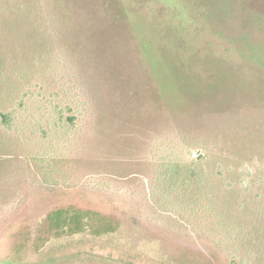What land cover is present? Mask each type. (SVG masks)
I'll return each mask as SVG.
<instances>
[{
  "label": "rangeland",
  "instance_id": "374dc122",
  "mask_svg": "<svg viewBox=\"0 0 264 264\" xmlns=\"http://www.w3.org/2000/svg\"><path fill=\"white\" fill-rule=\"evenodd\" d=\"M28 2L43 15L0 32V109L42 138L0 148V264H264L251 224L201 225L155 181L170 158L200 170L203 152L250 167L248 199L259 191L264 0ZM72 99L78 129L44 134ZM33 149L61 157L54 173L26 161ZM230 236L253 243L237 252Z\"/></svg>",
  "mask_w": 264,
  "mask_h": 264
},
{
  "label": "trees",
  "instance_id": "16d2710c",
  "mask_svg": "<svg viewBox=\"0 0 264 264\" xmlns=\"http://www.w3.org/2000/svg\"><path fill=\"white\" fill-rule=\"evenodd\" d=\"M30 3L32 2H28V0H0V21L3 24L0 32L12 31L13 22L15 21L19 24H25L33 15H43L42 11L33 5L34 3ZM37 26L40 30L42 29L41 24L38 23ZM3 57L4 52L0 51V60ZM5 62L2 63L5 64ZM57 62L59 63L56 57ZM1 81L0 79V83ZM84 105V102L76 99H72L65 104H58V106L54 105L53 109L57 112V117L47 124H40L43 133L47 135L53 129L76 131L80 120L83 119L86 109ZM22 106H26L23 98L19 101V109ZM16 118L15 108L10 110L0 109V148L7 151L13 145L14 147H23L28 152V146L42 137L37 134L32 137L33 131L28 136L26 132L19 133L22 131V125L17 123ZM23 134L25 135L24 139ZM28 139L30 140L28 141ZM187 155V158H170L160 163L162 170L157 174L155 181L159 193L161 191L165 193L166 191L165 195L162 194V202L169 203L167 202L169 200L174 206L181 205L182 207L176 208L189 211L191 218H195L194 216L201 212V225L213 223L215 226H212L211 229L219 232L224 231V229L233 230L230 227L232 224H236L237 227L251 224L252 234H255L256 237H254L260 242L258 248L264 250V176L258 177L260 179L258 181L260 183L259 191L248 199V195L252 192L251 185L253 183L248 177L250 167L245 165L240 167L237 164L211 163L208 162V155L201 152V169L199 170L191 154ZM60 158V156L42 153L39 149H33L29 152L26 161L52 174L56 171V164L61 160ZM203 160H206L207 164ZM228 173L234 181L225 183L223 180ZM236 175H241L239 183L236 182ZM157 190L153 193L155 194ZM238 191H241L245 197H240ZM184 205L185 207H183ZM247 236L249 235L247 234ZM247 236L241 238L230 236L226 239L233 245H238L237 252H239L244 247H250L253 243L252 238L248 239ZM221 239L223 240V238ZM251 250L250 253H252L254 262L258 260L260 254L257 255L258 252ZM232 261L238 263L243 259L236 254L233 256Z\"/></svg>",
  "mask_w": 264,
  "mask_h": 264
}]
</instances>
